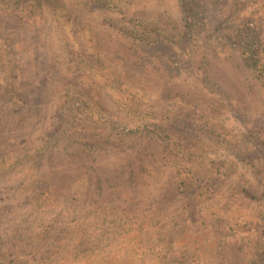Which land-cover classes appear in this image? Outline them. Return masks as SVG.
<instances>
[{
    "label": "rangeland",
    "instance_id": "rangeland-1",
    "mask_svg": "<svg viewBox=\"0 0 264 264\" xmlns=\"http://www.w3.org/2000/svg\"><path fill=\"white\" fill-rule=\"evenodd\" d=\"M72 9L90 14L99 32L96 41L75 39L98 74L70 63L47 12L31 23L0 10L9 39L0 87L9 61L24 99L0 101V162L8 158L0 164V264H185L179 256L188 250L197 264H249L261 204L239 191V178L253 189L257 180L234 154L246 132L264 142V95L240 54L186 45L191 57L182 58L173 49L183 33L176 0H134L106 13ZM130 18L168 28L169 48H142L118 33ZM108 71L124 88L144 90L164 113L161 126L167 117L168 130L186 134L198 156L183 160L150 136L110 135L112 125L142 122L114 100ZM232 136L230 149L215 142ZM204 157L227 170L208 176L207 192L196 179L208 170Z\"/></svg>",
    "mask_w": 264,
    "mask_h": 264
},
{
    "label": "trees",
    "instance_id": "trees-1",
    "mask_svg": "<svg viewBox=\"0 0 264 264\" xmlns=\"http://www.w3.org/2000/svg\"><path fill=\"white\" fill-rule=\"evenodd\" d=\"M134 0H0V10L12 13L19 19L27 22L39 21L45 12L50 15L53 22L59 27V38L63 41L65 50L70 57V63L76 66H82L84 70L94 69L99 73L101 67L95 68L91 64L90 59L82 57V46H77L75 39L79 34L88 35L91 41H96L95 37L98 31L95 27H91L89 19L80 17L73 11V6L83 7L89 10H101L105 13L108 11H118L120 8L127 7ZM179 12V22L183 30L181 38L177 45L173 48L178 49L182 58L191 57L190 49L185 46H199L203 49H222L232 47L237 51L243 62V66L248 69L251 79L258 85L264 95V0H176ZM120 23V22H119ZM122 24V23H121ZM118 33L134 42L142 48L159 49L161 46L169 48L168 41L172 36L168 28H160L149 24L145 20L127 19L125 26L118 28ZM8 37L4 34L2 26H0V53L6 52L8 48ZM230 52H234V50ZM172 50V49H171ZM193 53V51H192ZM95 53L91 52L86 56ZM95 55H100L96 53ZM82 57V58H81ZM93 57V56H92ZM184 63L182 60L178 61ZM9 78L6 80L5 88L0 87V101L6 99L8 102L16 101L24 103L22 95L15 89L11 75L12 65L6 61ZM88 63V64H87ZM12 76V77H11ZM91 77V76H90ZM78 79L83 80L80 76ZM108 91L116 102L129 107L132 111V117L142 122L136 129L126 127L111 126L112 131L108 132L114 136H150L155 139L164 141L165 146L179 156L181 159L195 158L198 154L188 142V136L183 132H171L170 123L164 127L161 126L159 119H163L164 114L156 112V108L150 107L153 103L150 97L146 95L144 90L137 87L124 88L111 71H108ZM77 87V86H76ZM148 101V102H145ZM181 102V101H180ZM146 105V106H145ZM183 106V105H182ZM57 109V108H56ZM58 120L61 116L55 115ZM59 122V121H58ZM153 126V132H147L148 125ZM137 136V137H138ZM217 139V136H214ZM219 141V142H218ZM215 140L216 143H225L229 149L231 146H237L236 139L232 136L229 141L227 139ZM244 143L235 148V154L249 166V171L257 180V188L253 189L246 178H239L236 182L239 191L251 201L261 204V210L258 216V222H262L259 237L254 254L251 256L249 264H264V142L253 132H246ZM176 152V153H174ZM204 157V163L208 170L198 175L196 179H200L204 183L205 191L212 189L214 183L212 178L208 176L222 174L227 175V170L223 167L222 160L215 161L214 158ZM8 158H4L0 164H4ZM199 189V186L196 188ZM203 192V191H202ZM211 193V192H210ZM208 194V193H207ZM124 215L120 216L119 221ZM126 223L132 225L130 219ZM185 264H197L196 255L190 250L183 252L179 256ZM205 261V260H203ZM206 263V261H205Z\"/></svg>",
    "mask_w": 264,
    "mask_h": 264
}]
</instances>
